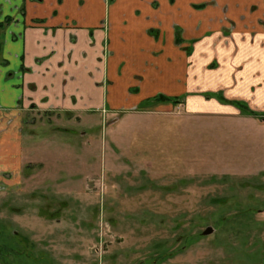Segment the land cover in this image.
Segmentation results:
<instances>
[{
  "label": "rangeland",
  "instance_id": "1",
  "mask_svg": "<svg viewBox=\"0 0 264 264\" xmlns=\"http://www.w3.org/2000/svg\"><path fill=\"white\" fill-rule=\"evenodd\" d=\"M181 35L187 57L206 41ZM205 57L217 102L254 120L181 118L184 97L35 118L25 165L0 187V264H264V101L245 64Z\"/></svg>",
  "mask_w": 264,
  "mask_h": 264
},
{
  "label": "crops",
  "instance_id": "2",
  "mask_svg": "<svg viewBox=\"0 0 264 264\" xmlns=\"http://www.w3.org/2000/svg\"><path fill=\"white\" fill-rule=\"evenodd\" d=\"M178 31L206 41L187 57ZM263 43L264 0H0V187L25 165L35 118L85 123L164 96L184 97L181 118L254 120L217 102L204 56L245 64L247 93L263 102Z\"/></svg>",
  "mask_w": 264,
  "mask_h": 264
},
{
  "label": "trees",
  "instance_id": "3",
  "mask_svg": "<svg viewBox=\"0 0 264 264\" xmlns=\"http://www.w3.org/2000/svg\"><path fill=\"white\" fill-rule=\"evenodd\" d=\"M208 97H210V96H208ZM163 100L171 101L172 103H179L180 102V98H168V97H164V96H157V97L153 98L152 100L151 99L147 100L146 102H148V103H151V102L160 103ZM247 113H252V112L248 111Z\"/></svg>",
  "mask_w": 264,
  "mask_h": 264
},
{
  "label": "water",
  "instance_id": "4",
  "mask_svg": "<svg viewBox=\"0 0 264 264\" xmlns=\"http://www.w3.org/2000/svg\"><path fill=\"white\" fill-rule=\"evenodd\" d=\"M213 233H214V229L212 227H209L203 232V236H209Z\"/></svg>",
  "mask_w": 264,
  "mask_h": 264
}]
</instances>
